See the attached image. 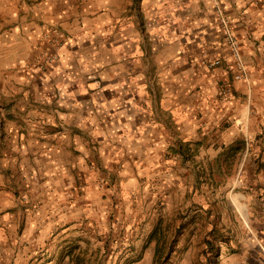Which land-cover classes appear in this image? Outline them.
<instances>
[{
	"label": "crops",
	"instance_id": "obj_1",
	"mask_svg": "<svg viewBox=\"0 0 264 264\" xmlns=\"http://www.w3.org/2000/svg\"><path fill=\"white\" fill-rule=\"evenodd\" d=\"M217 4L240 42L241 80ZM51 26L68 38L60 50L43 39ZM45 51L58 57L43 66ZM206 56L223 64L208 69ZM238 142L242 151L222 156ZM240 165L264 187V0H0V264H79L95 257L96 227L124 237L131 222L110 220L112 191L96 175L119 177L122 198L191 192L190 228L205 192L236 182ZM257 200L228 242L203 239L207 260L264 264V192ZM190 237L182 264L204 259ZM148 242L132 264L159 257Z\"/></svg>",
	"mask_w": 264,
	"mask_h": 264
},
{
	"label": "rangeland",
	"instance_id": "obj_2",
	"mask_svg": "<svg viewBox=\"0 0 264 264\" xmlns=\"http://www.w3.org/2000/svg\"><path fill=\"white\" fill-rule=\"evenodd\" d=\"M221 7L226 13V7L223 4H221ZM214 11H216L217 14L216 8ZM94 150L95 158L97 159L98 153L101 152V150L99 148ZM96 161L98 162V160ZM244 167V165H240L242 169L239 177L232 185H226L228 182L222 180L219 192H205L204 199L202 198L200 201L203 205L200 207L199 220L193 224L194 227L190 228L184 227L182 224L183 222L184 224L185 222L192 223L191 219H195L196 213L193 214L191 212L189 214V211L186 212L187 207L183 205L182 201L186 200L191 192H185V194L184 192H182V194L179 193L177 202L171 198L170 192H137L134 195L136 197L123 196L124 198H122V192H120L122 181L119 177H114L112 180H104L101 174L99 176L96 175V183L100 184L101 187L105 185V187L110 188L112 191L107 192L103 197L105 202L102 201L104 202L103 204L110 205V220H116V222H118L123 219V221L131 222V224H123L126 229L124 237L122 234H118L119 230L117 229H112V231L109 229L106 231L102 229V227H96L93 236L95 241L92 246V253L95 254V257H90L88 260L83 259L79 264H132L135 256L138 259L140 254L143 255V253H145L146 249L150 246V242L147 243V238L149 237L151 239L152 236L158 240L156 253L160 254L159 257L154 260L153 264H182L181 254L185 251V245H188L187 248L190 245L189 243H183V237L184 235L190 234V238H192L193 235L195 236L194 240L196 243L192 245L197 249V254L199 255L200 247L202 251L204 250L203 261H201L196 254V259H198L194 264H218L213 254L208 257V260L206 259L207 256L206 254L204 255L206 247L203 246L201 242L204 239V241H209L212 246L220 241L228 242L230 239L229 237H231V235L234 236L236 233L235 229H233V231L231 230L234 223L239 225L240 222H251L253 214L256 215L253 211V207L260 202L257 198L263 196L264 187L262 180L259 179L258 173L255 175L254 187L251 183L252 181H248V172L245 171L246 167L245 169ZM115 168L120 170L118 165H116ZM96 172L102 173L100 170L98 171V166H96ZM115 174H117V172ZM192 194H194V192H192ZM107 198L109 200H107ZM169 200H174V202H168ZM238 203L245 205L243 211L239 209ZM175 204H177V206H175ZM194 206L195 207H192V209L196 211L197 205ZM106 216H108L107 213L103 216L104 220L99 219L96 223H108L109 218ZM134 221L137 222L141 228L135 230V228L132 227ZM156 224V229L152 230L154 234H151L153 233L151 229ZM226 225L228 226L227 230H221L222 227L224 228ZM139 232H141L142 242L138 244L134 239ZM226 236L229 238L228 240ZM200 239L202 240L200 241ZM174 252L176 255L171 258ZM35 264H37V262Z\"/></svg>",
	"mask_w": 264,
	"mask_h": 264
},
{
	"label": "built area",
	"instance_id": "obj_3",
	"mask_svg": "<svg viewBox=\"0 0 264 264\" xmlns=\"http://www.w3.org/2000/svg\"><path fill=\"white\" fill-rule=\"evenodd\" d=\"M216 9H217L216 20L220 26V31L223 35L224 43L228 46L231 57L237 68V73L235 77L237 80H241L242 78L245 77L246 66L242 59L240 42L238 38L236 37L232 23L230 22L229 18L227 17L226 13L221 7V4H217ZM43 39L47 43L55 47L56 50H60L66 44L68 40L63 30L58 26H51L50 28H48V30L43 36ZM57 57L58 55H56V53L54 54V53L45 51L43 53V61H44L43 66L45 64H50L51 62L55 61ZM199 62L200 64L207 67L208 69H214L223 64V59L220 57L210 58L206 56V57L201 58ZM92 78L94 77L92 76ZM95 82L99 83L98 80H95Z\"/></svg>",
	"mask_w": 264,
	"mask_h": 264
},
{
	"label": "trees",
	"instance_id": "obj_4",
	"mask_svg": "<svg viewBox=\"0 0 264 264\" xmlns=\"http://www.w3.org/2000/svg\"><path fill=\"white\" fill-rule=\"evenodd\" d=\"M242 151L240 142H238L236 145H231L228 148L224 149L222 152V156H224L226 159L227 158H232L234 157L238 152Z\"/></svg>",
	"mask_w": 264,
	"mask_h": 264
},
{
	"label": "bare ground",
	"instance_id": "obj_5",
	"mask_svg": "<svg viewBox=\"0 0 264 264\" xmlns=\"http://www.w3.org/2000/svg\"><path fill=\"white\" fill-rule=\"evenodd\" d=\"M237 205L241 211L244 210L245 205H243L242 203H238Z\"/></svg>",
	"mask_w": 264,
	"mask_h": 264
}]
</instances>
